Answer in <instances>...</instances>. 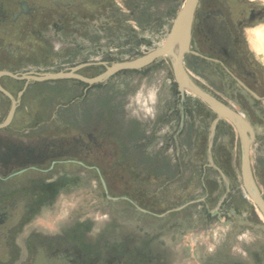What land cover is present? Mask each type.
<instances>
[{"label": "rangeland", "instance_id": "374dc122", "mask_svg": "<svg viewBox=\"0 0 264 264\" xmlns=\"http://www.w3.org/2000/svg\"><path fill=\"white\" fill-rule=\"evenodd\" d=\"M106 2L109 13L96 7L90 22L48 28L64 50L58 70L88 62L79 72L91 77L105 70L104 62L131 60L161 46L184 0ZM82 23L84 33L77 32L74 26ZM247 35L264 71V50L256 45L260 37L264 48V22ZM172 62L163 56L91 89L63 79L53 102L50 84L45 96H29L30 113L39 118L31 127L68 132L72 115L85 112L88 95L89 109L111 125L101 137L111 167L66 164L31 186V192L45 190V198H33V212L15 232L10 264H31L39 246L49 257L62 256V264H264V217L243 187L240 136L180 88ZM234 107L254 129L251 166L264 197V110L252 101Z\"/></svg>", "mask_w": 264, "mask_h": 264}, {"label": "flooded vegetation", "instance_id": "af4514ba", "mask_svg": "<svg viewBox=\"0 0 264 264\" xmlns=\"http://www.w3.org/2000/svg\"><path fill=\"white\" fill-rule=\"evenodd\" d=\"M96 7L109 13L106 0H0V264L13 261V238L33 212V198H45V190L31 192V186L46 181L44 174L66 164L98 170L111 167V157L101 138L109 135L111 125L89 109L88 95L82 99L85 112L72 115L70 131L48 132L39 123L35 125L38 127H31L32 118H39L30 113L29 96L33 95V99L45 96L46 84H50L53 87L48 92L53 102L62 89L57 83L63 79L35 80L25 76L62 71L57 64L61 65L64 50L61 43L53 41L48 28L75 20L78 23L79 19L90 22ZM103 14L101 19L105 25L109 24ZM263 22L261 1L199 0L190 51L184 57L186 70L194 74L203 89L225 103L245 107L252 101L264 110V71L252 53L247 35L248 30ZM82 26L83 23L74 29L84 33ZM83 64L86 67L91 63ZM151 64L132 70H142ZM127 71L130 70L116 74ZM76 81L87 89L103 83ZM14 101V114L3 124ZM72 106L70 102L68 107ZM147 158L154 162L152 153ZM105 191L108 193L106 186ZM123 198L133 201L127 196ZM62 261V256L49 257L47 248L39 246L31 264H62Z\"/></svg>", "mask_w": 264, "mask_h": 264}, {"label": "water", "instance_id": "95a60500", "mask_svg": "<svg viewBox=\"0 0 264 264\" xmlns=\"http://www.w3.org/2000/svg\"><path fill=\"white\" fill-rule=\"evenodd\" d=\"M198 2L199 0H184L180 10L173 20L170 31L165 38V42L161 46L131 60L116 61L111 64L104 62L103 64L106 66V69L98 75L88 77L77 72L81 67L86 65L81 64L72 67L69 70L25 76L35 80L75 78L91 85L104 82L119 71L140 69L151 64L160 57H171L173 61L174 78L180 88L187 89L195 96L199 97L203 103H205L207 107L217 115V120L225 119L236 128L241 140V176L243 187L247 196L254 202L264 217V197L255 179L251 166V146L255 139V132L251 123L247 120L244 114L238 111L235 107L225 103L196 84L189 77L184 65V57L186 53L190 51L191 30ZM0 88L2 89L1 86ZM5 92L10 95L7 91ZM14 110L15 101L13 102L8 117L3 124H7L11 120Z\"/></svg>", "mask_w": 264, "mask_h": 264}, {"label": "bare ground", "instance_id": "6f19581e", "mask_svg": "<svg viewBox=\"0 0 264 264\" xmlns=\"http://www.w3.org/2000/svg\"><path fill=\"white\" fill-rule=\"evenodd\" d=\"M261 40H262V38L259 37V39H257L256 45H257L260 49L264 50L263 46L260 44Z\"/></svg>", "mask_w": 264, "mask_h": 264}, {"label": "crops", "instance_id": "0c3cea01", "mask_svg": "<svg viewBox=\"0 0 264 264\" xmlns=\"http://www.w3.org/2000/svg\"><path fill=\"white\" fill-rule=\"evenodd\" d=\"M79 41H80V40L78 39L77 42H79ZM226 121H227V120H226ZM227 122H229V121H227ZM229 123H230V122H229Z\"/></svg>", "mask_w": 264, "mask_h": 264}]
</instances>
